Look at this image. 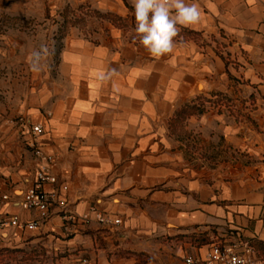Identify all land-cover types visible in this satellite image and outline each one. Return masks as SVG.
Returning <instances> with one entry per match:
<instances>
[{
	"label": "crops",
	"instance_id": "obj_1",
	"mask_svg": "<svg viewBox=\"0 0 264 264\" xmlns=\"http://www.w3.org/2000/svg\"><path fill=\"white\" fill-rule=\"evenodd\" d=\"M186 2L201 20L179 34L200 41L174 40L153 58L134 32L133 0H0V16L26 24L0 35V190L11 196L0 214L40 220L19 206L40 167L35 125L59 180L44 185L59 197L51 219L0 231V248L44 250L58 264H183L204 246L179 236L264 242V0ZM81 7L129 27L90 18L58 40L61 15ZM219 94L229 108L207 104L172 133L182 107ZM252 96L244 119L239 101ZM93 209L122 224L102 227Z\"/></svg>",
	"mask_w": 264,
	"mask_h": 264
},
{
	"label": "built area",
	"instance_id": "obj_2",
	"mask_svg": "<svg viewBox=\"0 0 264 264\" xmlns=\"http://www.w3.org/2000/svg\"><path fill=\"white\" fill-rule=\"evenodd\" d=\"M33 136L30 148L36 159L40 161V167L36 174V180L29 191L20 202L19 206L26 211H35L39 214L40 220L23 223L18 216L0 214V231L15 227L20 229L38 230L51 219L52 210L58 200L57 192L47 193L44 185L57 186L58 178L53 174L55 165L54 157L48 155L38 143V138L43 134V127L35 125L31 129ZM1 189V184H0ZM67 191V187H63ZM11 202V196L2 194L0 190V211ZM96 221L102 227L112 228L122 224L121 219H113L108 214L100 213L96 209L92 210ZM71 220V218H65ZM83 220L89 224L90 217ZM215 241L201 248L198 255L186 256L183 264H264V259L259 256L256 249L250 244L248 239L236 237L235 235L226 237H215Z\"/></svg>",
	"mask_w": 264,
	"mask_h": 264
},
{
	"label": "clouds",
	"instance_id": "obj_3",
	"mask_svg": "<svg viewBox=\"0 0 264 264\" xmlns=\"http://www.w3.org/2000/svg\"><path fill=\"white\" fill-rule=\"evenodd\" d=\"M133 7L136 22L134 32L153 58L172 53L175 37L180 30L201 20L198 3H188L186 0H133ZM35 55L39 57V53ZM117 74V69H110L109 77ZM98 78L105 79L103 74Z\"/></svg>",
	"mask_w": 264,
	"mask_h": 264
},
{
	"label": "trees",
	"instance_id": "obj_4",
	"mask_svg": "<svg viewBox=\"0 0 264 264\" xmlns=\"http://www.w3.org/2000/svg\"><path fill=\"white\" fill-rule=\"evenodd\" d=\"M128 5V4H127ZM130 9H133L128 5ZM78 12L80 15H76V12L70 8H67L65 12L61 15L62 22L60 23V31L58 35V40H62L69 30L73 27L84 28L90 18H97L99 20L108 21L114 26L118 28H128L129 27V19H122L113 14H103L98 11L92 10L90 7H81ZM15 20V19H14ZM200 34L190 32L188 30H184L181 34H178L175 37V40L182 39L183 41L187 40H195L200 41ZM225 59V58H224ZM226 61V59H225ZM228 65V62H227ZM232 79V78H231ZM254 96L251 98L253 99ZM231 103V99L225 94H219L213 97L212 99H207L205 97H199L192 104L186 105L182 107L175 115V117L171 120V130L173 134L176 135H184L185 134V124L188 119L199 116L207 112V104L212 106H229ZM208 234L197 235L192 234L189 236H179L176 238L178 242L189 239L195 246L202 247L212 243L209 240ZM250 244L256 249L257 253L261 258L264 259V242L251 239L249 240Z\"/></svg>",
	"mask_w": 264,
	"mask_h": 264
},
{
	"label": "rangeland",
	"instance_id": "obj_5",
	"mask_svg": "<svg viewBox=\"0 0 264 264\" xmlns=\"http://www.w3.org/2000/svg\"><path fill=\"white\" fill-rule=\"evenodd\" d=\"M20 26H26V24H22L19 20H14L13 18L7 16H0V35L5 34L10 29ZM258 99V97H257ZM249 103H252L250 106H246V100L239 101V109L240 116L244 119L247 118L248 113L247 110L253 111L255 110L256 99L255 97L250 98ZM264 104V97H263ZM229 108L230 106H222ZM8 112L10 110L8 109ZM9 116V115H8ZM17 122V120H12ZM12 132H9L10 135ZM29 149V148H28ZM32 152V150H30ZM16 195H21V191H16ZM210 237V236H209ZM209 240L211 242L215 241L214 237H210ZM181 243H187L194 245L189 239H185L180 241ZM211 244V243H210ZM209 245V244H208ZM0 264H58L56 257H50L44 250L38 249H13V248H0Z\"/></svg>",
	"mask_w": 264,
	"mask_h": 264
}]
</instances>
